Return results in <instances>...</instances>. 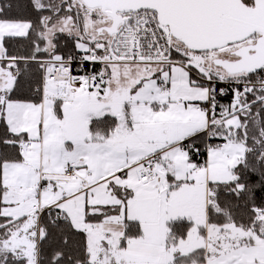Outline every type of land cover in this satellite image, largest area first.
Here are the masks:
<instances>
[{
  "label": "snow or ice",
  "instance_id": "6c2138e0",
  "mask_svg": "<svg viewBox=\"0 0 264 264\" xmlns=\"http://www.w3.org/2000/svg\"><path fill=\"white\" fill-rule=\"evenodd\" d=\"M0 264H264V0H0Z\"/></svg>",
  "mask_w": 264,
  "mask_h": 264
}]
</instances>
